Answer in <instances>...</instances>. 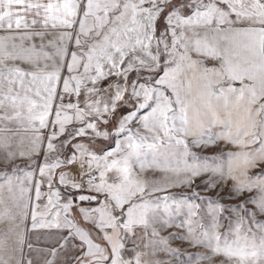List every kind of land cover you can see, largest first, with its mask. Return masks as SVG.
<instances>
[{"label": "snow or ice", "instance_id": "6c2138e0", "mask_svg": "<svg viewBox=\"0 0 264 264\" xmlns=\"http://www.w3.org/2000/svg\"><path fill=\"white\" fill-rule=\"evenodd\" d=\"M0 166V247L14 236L21 264L38 230L58 236L45 264L69 243L80 264H161L172 240L206 249L187 264H264V0H0ZM201 185L244 199L205 213Z\"/></svg>", "mask_w": 264, "mask_h": 264}, {"label": "crops", "instance_id": "0c3cea01", "mask_svg": "<svg viewBox=\"0 0 264 264\" xmlns=\"http://www.w3.org/2000/svg\"><path fill=\"white\" fill-rule=\"evenodd\" d=\"M251 3H252V0H243V4H244L245 7H247ZM134 15H135V12L130 8L128 10V12L121 18L123 25L124 26L129 25L132 22ZM88 22H89V24L93 23L91 18H89ZM151 22H152V16L148 15L147 19H145L143 21V25L144 26H150ZM137 26L140 28L141 32H144L146 30L144 26H140V25H137ZM260 78L261 77H258V79H260ZM112 79L114 80L115 77H113ZM109 82L110 81H105L103 83V85H101V87H103V86L106 87ZM105 95H108V93H105ZM83 99L84 98L81 97V100H83ZM117 116L119 117L118 114H117ZM88 118H89V115L87 113H74V115L66 117L64 119V123L68 124L72 120H80V119L87 120ZM92 118H95V117H92ZM73 127H74V125H73ZM101 127H103V125H101ZM107 128L109 130H111L112 129V124H109L107 126ZM21 134H23V133H21ZM99 142L103 143L102 147L91 148V149L96 151V152H99V151H101L104 148L105 145H107L109 143L108 141H104V140H101ZM213 151H215V150L214 149L212 151L209 150L208 152H205L203 154L204 155H210V154H212ZM83 156H84V153L81 152L78 158L79 159H83ZM149 159H150V157H149ZM17 163H20V162L18 161ZM0 168H2V166H0ZM57 171H60V172L67 171V172H69V174L71 176L75 177L77 172L79 171V169L76 168V167H73L71 169H58ZM147 175L149 177H151L152 173L149 172ZM155 175L157 177H159L160 173L157 172ZM143 176H144V174L141 173V178H143ZM197 181H196V183H197ZM177 189H184V188L181 187V188H177ZM63 195H65V196L70 195L69 190H64ZM5 197H7V195ZM77 203H78V201H77ZM82 206L83 207H89L90 205L87 204V203H84ZM72 219L78 223L79 227L84 228L86 230H90L91 232H93L94 235H93L92 239L94 241H96V243L100 244L101 246H103L105 248L107 247V245H105V243H104V241L102 239H97V236L95 235L96 230L93 228V226H92V224L90 222H85L82 219V217L80 216L78 210H74L73 211ZM138 234H139V230H138ZM122 238L126 242L131 244V238L126 237V236H122ZM57 241H58V236L55 235V234L47 233V230H38L36 232H30L29 235H28V243H30L33 246V248L30 250L27 247V245L24 246V249H23V255H24L23 264H27V260L28 259H31L32 264H45V262L49 258V256H48L47 252L41 251V249H50L52 247H55L56 244H57ZM14 248L16 250L17 261L14 262L13 264H15V263L16 264H21V261H20L21 253H20V250H19V245L16 243ZM78 256H80V249L78 247H73V244L69 243L64 249H62L59 252V254H58L57 258H56V264H80L79 260H75L74 259L75 257H78ZM156 258L161 262V264H164V262L159 259L158 253H157V257ZM88 259L89 258H85V264H88Z\"/></svg>", "mask_w": 264, "mask_h": 264}, {"label": "rangeland", "instance_id": "374dc122", "mask_svg": "<svg viewBox=\"0 0 264 264\" xmlns=\"http://www.w3.org/2000/svg\"><path fill=\"white\" fill-rule=\"evenodd\" d=\"M132 78L136 79L137 77L135 76V74H132ZM102 146H103V143L99 141L94 142L90 145H87V147L89 148H98ZM197 184H200L199 180L197 181ZM195 190L200 194V197H202L204 200L203 208L201 211L205 213L207 212V207H208L207 201L209 198H211L212 200H219V202L225 206L239 204L244 199L243 196H240L237 198V197L229 195L228 186L220 187L212 191H205L203 186L201 185V187L196 188ZM169 192L175 194L177 198H179L181 195H190V190L187 188H184V189L173 188V189H170ZM166 194L168 193L157 192V193H154L153 195L163 196ZM6 195L7 193L5 192V196ZM200 202L201 201L199 199L196 200V203H200ZM248 207L251 208L252 206L248 205ZM229 217H231L232 220L234 221L237 219V217L234 216L232 213L224 212L223 217L221 219L222 227L219 229L221 232L227 230V226L229 224ZM257 218L264 221V216H258ZM175 219H176V223H179L183 219V216L176 217ZM155 227L161 228V225L159 223H156ZM8 228H9V225L0 224V233H8ZM182 232L183 230L181 229L171 227L167 229H161L160 235L162 237H167L170 233H176L177 235H180L182 234ZM170 243H171L172 248H178L180 250L181 255L179 259H175L169 255H166L164 251H158V257L161 261L164 262V264H187L185 256L188 253H195V252L203 253L206 251V249L203 247L201 248L191 247L186 242H182L180 240H172L170 241ZM15 244H16L15 237L10 235L9 238L7 239V242L2 247H0V257H2L5 261H7L8 264H13L14 262L17 261L16 250L14 248ZM221 259H223V257L208 260L205 262V264H220ZM223 264H229V262L227 260H224Z\"/></svg>", "mask_w": 264, "mask_h": 264}, {"label": "trees", "instance_id": "16d2710c", "mask_svg": "<svg viewBox=\"0 0 264 264\" xmlns=\"http://www.w3.org/2000/svg\"><path fill=\"white\" fill-rule=\"evenodd\" d=\"M118 115H119V113H118Z\"/></svg>", "mask_w": 264, "mask_h": 264}]
</instances>
